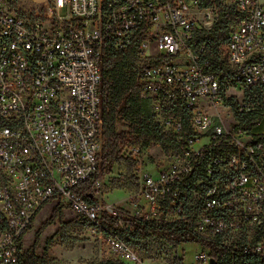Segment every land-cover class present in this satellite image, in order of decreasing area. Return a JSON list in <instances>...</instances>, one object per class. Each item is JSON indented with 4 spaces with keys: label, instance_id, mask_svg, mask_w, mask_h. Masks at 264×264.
I'll return each instance as SVG.
<instances>
[{
    "label": "built area",
    "instance_id": "1",
    "mask_svg": "<svg viewBox=\"0 0 264 264\" xmlns=\"http://www.w3.org/2000/svg\"><path fill=\"white\" fill-rule=\"evenodd\" d=\"M216 25L221 74L198 38ZM107 44L140 62L142 96L179 144L126 210L78 190L103 164ZM252 87L264 93V0H0V264L19 262L48 203L87 223L110 261L146 264L104 216L124 233L188 226L211 243L201 264L264 261V119L242 126Z\"/></svg>",
    "mask_w": 264,
    "mask_h": 264
},
{
    "label": "trees",
    "instance_id": "2",
    "mask_svg": "<svg viewBox=\"0 0 264 264\" xmlns=\"http://www.w3.org/2000/svg\"><path fill=\"white\" fill-rule=\"evenodd\" d=\"M199 41L206 43L209 48L208 57L214 60L213 70L217 74L222 73V64L218 62V48L226 40L225 33L219 32V25L214 26L210 31L200 33ZM105 56L101 63L103 81L101 86V108L104 118V157L103 164L99 172L86 183L81 184L79 191L85 193L90 202H94L91 186L104 173L111 170L112 166L122 157L123 148L129 143L132 132L134 141L143 146L159 144L164 148L176 149L179 147L178 142L171 136L166 135L162 130L160 123L154 118L147 120L144 115V102L142 96V84L140 83L137 72L132 71L134 55L132 52H120L113 49L112 45L104 47ZM216 61L218 63H216ZM263 91L257 87H252L246 91L247 101L253 109L244 117L243 128L252 130L264 119V95ZM129 122L131 125L128 131L119 129V124ZM64 206L56 205L52 210V215L42 223L37 232L33 245L25 250L17 264H45L44 258L37 253L38 243L41 232L54 223L57 219L64 217ZM36 218V217H35ZM103 222L108 228L113 229L117 234L127 241L131 246L136 245L141 239L148 236H161L170 240L182 243H201L202 246L208 247L211 243L201 239L194 234L187 226H170L163 223L149 225L140 220L133 222L134 231L124 233L118 230L117 220L103 217ZM32 227V225H31ZM213 253H216V247L213 246ZM175 262H181L182 258L176 257ZM107 264H124L122 262L109 261ZM241 264H264L263 260L250 258Z\"/></svg>",
    "mask_w": 264,
    "mask_h": 264
},
{
    "label": "rangeland",
    "instance_id": "3",
    "mask_svg": "<svg viewBox=\"0 0 264 264\" xmlns=\"http://www.w3.org/2000/svg\"><path fill=\"white\" fill-rule=\"evenodd\" d=\"M61 12L64 14L65 9ZM139 65L140 62L134 60L131 70L136 71ZM144 108L146 119L152 120L155 107L145 101ZM130 125L129 122L119 124V129L128 131ZM129 136L132 137L123 148L122 157L100 178L102 185L94 199L123 210L131 209L136 201L139 175L153 173L156 177L157 168L167 165L176 151L154 143L143 146L134 141L132 132ZM54 207L53 203H48L36 215L23 237L24 250L34 244L37 232L52 215ZM132 247L146 264H180L175 262L176 257H181L183 264H201L195 259V254L202 249L196 242L178 244L165 237L148 236ZM37 253L44 258L45 264H107L110 261L106 244L69 207L64 208L63 219H57L41 232Z\"/></svg>",
    "mask_w": 264,
    "mask_h": 264
},
{
    "label": "water",
    "instance_id": "4",
    "mask_svg": "<svg viewBox=\"0 0 264 264\" xmlns=\"http://www.w3.org/2000/svg\"><path fill=\"white\" fill-rule=\"evenodd\" d=\"M209 264H215V260L214 259H211Z\"/></svg>",
    "mask_w": 264,
    "mask_h": 264
}]
</instances>
